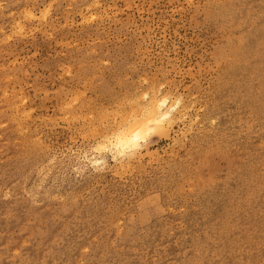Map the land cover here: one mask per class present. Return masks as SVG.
<instances>
[{"label":"rangeland","instance_id":"374dc122","mask_svg":"<svg viewBox=\"0 0 264 264\" xmlns=\"http://www.w3.org/2000/svg\"><path fill=\"white\" fill-rule=\"evenodd\" d=\"M0 264H264V0H0Z\"/></svg>","mask_w":264,"mask_h":264},{"label":"bare ground","instance_id":"6f19581e","mask_svg":"<svg viewBox=\"0 0 264 264\" xmlns=\"http://www.w3.org/2000/svg\"><path fill=\"white\" fill-rule=\"evenodd\" d=\"M164 104V100L158 101L151 98L145 111L143 110V112L139 114L140 118L132 120L125 127H121L119 129L115 137V145L122 151L135 147L138 141L144 136L143 134H146L148 125L159 128L161 126V122L165 120L167 116V114L160 113V109L164 107ZM116 153L118 154V152Z\"/></svg>","mask_w":264,"mask_h":264}]
</instances>
